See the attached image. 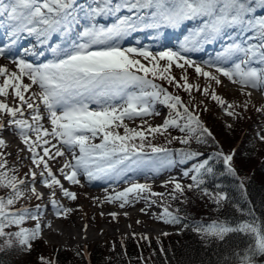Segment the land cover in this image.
<instances>
[{"label": "snow or ice", "instance_id": "6c2138e0", "mask_svg": "<svg viewBox=\"0 0 264 264\" xmlns=\"http://www.w3.org/2000/svg\"><path fill=\"white\" fill-rule=\"evenodd\" d=\"M182 27L186 32L175 49L154 52L149 44L140 46L139 40L135 45L123 44L145 30H151L149 39L159 44L164 29ZM0 28L4 30L0 57L8 58L16 69L0 66V149L7 147L2 133L9 130L25 146L19 151H26L31 161L20 178L17 169L9 167L10 153L0 151V189H7L0 195V253L13 249L30 252L33 242L42 238L46 205L16 207L24 199H45L37 183L49 190L48 204L59 218L72 209L59 203L57 190L70 201L77 199L61 177L72 185H79L83 177L88 182H109L110 187L121 180L128 185L111 194L105 189L102 203H118L123 209L143 201L141 212L158 205L157 220L182 225L178 231L191 229L206 246L223 245L217 264H264L259 260L264 257V219L251 206L245 209L233 203L217 182L230 176L239 179L238 188L244 189L233 166L235 150L205 154L190 147L192 141L206 144L209 138L215 142V137L202 122L195 103L185 104L180 95L156 82L166 81L190 96L195 90L219 105L227 116L241 118L236 109L247 110L254 92L264 97V0H0ZM26 38L34 43L19 47ZM217 41L223 43L214 56L197 61L188 55ZM46 54L51 58L41 62ZM174 66L182 70L179 80L172 75ZM189 68L205 80L202 89L199 83L189 82ZM221 77L240 86L241 94L248 97L242 105L228 103L217 94L212 84L221 85ZM157 105L167 108L168 115L153 126L145 118L160 115ZM255 111L264 114V104ZM138 118L140 125L125 123ZM45 119L50 129L42 122ZM170 129L181 135L172 136ZM157 135L166 136L167 144L176 140L188 147L154 144L149 137ZM257 136L264 141V135L258 132ZM58 158H64L57 169L59 176L52 166ZM217 163L223 171H217ZM186 164L179 178L170 176L162 181V192L136 179L138 174L146 180L155 179L163 171ZM184 177L189 182L182 183ZM194 199H206L216 212L231 203L246 218L218 215L205 221L181 214L179 205ZM168 201L178 202V206L172 208ZM109 215L116 219L118 214ZM26 220L35 221L34 227H24ZM45 226L51 227V223ZM233 235L244 240L243 246L228 244L227 238ZM141 239L149 237L144 234ZM38 260L40 264H57L54 258L40 256Z\"/></svg>", "mask_w": 264, "mask_h": 264}, {"label": "rangeland", "instance_id": "374dc122", "mask_svg": "<svg viewBox=\"0 0 264 264\" xmlns=\"http://www.w3.org/2000/svg\"><path fill=\"white\" fill-rule=\"evenodd\" d=\"M0 66H7L10 71L16 70L13 63L2 60L1 58ZM172 73L176 74L178 78H180V76L182 75V70L174 66L172 69ZM187 75L189 81L191 82H196L198 80L201 82L202 86H204L206 83L202 77H197L193 68L187 69ZM221 80V85L217 86L213 83L212 87L216 89L217 94L220 93L221 95L226 97L228 103L235 102L237 105H242L244 101L248 99L246 95L241 94L239 85L232 84L227 80V78L224 77H221ZM0 82H2V80H0ZM24 82L27 83V79ZM194 99V101H196V104L198 105H200V101L203 100V104L201 105H203L205 119L207 116L214 118L217 126H215V124L210 121L208 122L207 119L206 121L208 122L207 124L212 129L213 133H215L217 144H219L220 150H222L225 154L229 151L230 146H239L240 138L243 137L242 130L248 132L252 129H256V126H254L253 123L246 121V119L243 117V114L250 113L253 117H256L257 112L255 111V108L259 107L261 104H264V99L259 95V93L253 94L252 105H250L247 110H244L242 107H238L236 111L239 110L238 112L242 113V117L233 119L232 117L227 116L222 108L216 103L212 102L210 98L203 97L202 95H196ZM9 103H13L11 98L9 99ZM205 108L207 109L206 111L204 110ZM41 112L43 113L42 107ZM164 114L168 115V110L164 109ZM261 118L262 122L260 124L264 127V114H262ZM145 119L148 120L149 124L155 126L161 124L164 117H150ZM42 122L46 127L50 129L51 126L46 119ZM125 123H128L130 127H133L140 125L141 120L138 118L134 122L125 121ZM229 124L232 125L231 128L227 127V125ZM220 126L223 128V135H219V133L217 132V128H219ZM118 131L121 132L122 128L118 129ZM262 135H264V130L262 132ZM2 136L6 141L7 147L4 149H0V151L10 153V155L7 157L9 167H15L17 169L15 174L18 177L23 178L24 174L28 172V169L31 166V161L27 158V152L19 151L20 149H24L23 144L20 142L19 138L9 130H5L2 133ZM149 139H151L152 143L154 144L163 145L161 143H156L160 142L163 139V136L157 135L155 139H153L152 137H150ZM252 139L254 141L253 137ZM98 141L99 140L97 139L95 142ZM254 142L258 148L264 150V141H261L259 138H257V140H255ZM18 152L20 155L19 161H17ZM238 161L239 159H236V161L234 160L235 164H237ZM57 164H62V159H59ZM185 166L188 167V165L186 164L184 166H174L173 169L179 170ZM240 166H242L241 161ZM185 179L187 178L184 177L182 181H185ZM153 181L154 179L146 180L145 176L140 180L141 183H153ZM61 182L64 184L65 188H68L69 190L77 194V199L75 201H70L68 199L67 201L65 199L63 200V204H69L72 212L67 214L66 217L62 215L61 217L57 218L55 226H53V229H51L53 231L52 233H49L50 229L42 228L45 223V218H42V238L34 241L32 246L33 251L41 252L42 255H40L38 252L39 257L51 256L52 253H55L57 264H60L63 262L64 256L73 254L71 252L81 247H87V250L89 252V250L94 246L99 247L104 243L106 244L110 242L116 237L119 238L128 234H135L139 236L146 234L147 236L159 237L162 235V233H170L174 231V225L165 224L162 221L156 219V216L154 214L159 212V208L154 205L147 208L145 212L140 211L141 207L145 208L143 206L131 209H121L118 205H115L113 203H102L106 195L105 191L90 188L82 183H80L79 185H72L64 181L62 177ZM118 186L121 188L123 185L118 184ZM36 188L38 191L44 194L45 199L43 200V203L46 202V198L50 195V193H48L47 189H45L40 183L36 184ZM6 192L7 189H0V193L5 195ZM110 192L113 191H109L108 193ZM59 196L60 193H57L56 198L58 199ZM35 200V198L31 200L24 199L18 201L16 206ZM111 212H116L118 214L116 219H112V217L109 215V213ZM125 212L128 213L127 216L124 215ZM137 221H140V223H137ZM34 224L28 222L26 227H34ZM85 225H87V228H85ZM82 228L84 231L82 230ZM37 245L41 247L40 250L38 249ZM9 253L12 260L16 264H40L38 256H35V258H31V254H29V252L25 253L20 252L18 249H14V251L11 250L9 251ZM70 257L71 256H67L68 259H70ZM75 262V259L67 260L65 264H74Z\"/></svg>", "mask_w": 264, "mask_h": 264}, {"label": "trees", "instance_id": "16d2710c", "mask_svg": "<svg viewBox=\"0 0 264 264\" xmlns=\"http://www.w3.org/2000/svg\"><path fill=\"white\" fill-rule=\"evenodd\" d=\"M172 75L175 76L177 80H179L176 74L172 73ZM162 83L168 86L169 89H171L174 93L180 95L185 104H188L189 106H191L193 103L196 104V101H194L195 99H193V97H196V95L200 94L195 90H193V93L190 96L182 89H177L174 86L169 85L166 81H162ZM196 83L200 84L201 89L203 88L201 82ZM196 105L197 108L195 110L199 113L202 122L207 124L210 121L214 123L215 126H217L213 117L207 116L206 119L208 122L204 118L203 105ZM243 117L247 122L253 123L254 126H256V129H252L248 132L242 130V135L244 138H240L239 146H230V148L234 147L235 156L233 159V164L237 171L238 177L243 180L244 189L241 190L238 188V185L241 182L239 179L230 176L220 177L219 181L217 182L224 186V190L227 191L229 196L232 198L233 203H239L241 207L245 209L251 206L254 209L256 215L261 219H264V159L262 158L264 155V150L258 148L252 139V137H256L258 132L261 134L264 130V127L260 124L262 122V114L257 113V116L253 117L252 114L246 113L243 114ZM169 131L172 136L181 135V133L179 134L178 131L177 133L172 130ZM211 132L213 133L212 129ZM217 132L219 135H223V128L220 126L217 128ZM213 136L215 137V133H213ZM156 143L167 144L166 136H163V139ZM171 144L178 145L179 141L173 140ZM191 145L197 150L201 149V147H204L211 153L220 151L216 137L215 142L209 138L206 144H196L195 141H192ZM236 159H239L237 164L234 162ZM240 161L242 166H240ZM216 169L218 172L223 171L222 164L218 163L216 165ZM208 187L211 188L212 184L210 183ZM157 191L162 192L165 190L158 189ZM243 194H246V196ZM191 195L192 193H189V196ZM168 203L172 205V208H176L178 206V202L168 201ZM179 207L182 209L181 214L188 213L190 214V218L195 217L198 220L204 218L205 221H207L208 219L215 218L218 215L220 217L227 215L234 219L246 218L236 212L231 203L225 205V208L221 209L220 212L213 211L215 205L209 203L206 199H194L192 203L187 205H179ZM28 222L29 220H26L23 226L26 227ZM227 239L228 244L232 246H235L237 243H239L241 246L244 244V240L239 236L233 235L229 236ZM37 247L39 250L41 249L39 245H37ZM223 250V245L218 246L215 243L206 246L196 233L192 232L191 229H185L183 231L175 232L171 235H165L158 238L149 237L148 240L141 239V236H126L122 239H114L110 243L103 244L99 247L94 246L90 252L93 264H128V262L129 264H217L218 253ZM38 252L40 255H42L40 251ZM38 252L31 249L29 254H31V258H35V256L39 257ZM71 253L73 254L64 256L63 262L60 264H65L67 260L73 259L76 260V264H86L79 249H75ZM77 253L80 254L77 255ZM67 256H71L70 259H68ZM44 257L49 258L50 256ZM141 257L143 258L142 260L140 259ZM263 258L264 257H261L259 260H262ZM0 264L16 263L12 260L8 251L6 253H0Z\"/></svg>", "mask_w": 264, "mask_h": 264}, {"label": "bare ground", "instance_id": "6f19581e", "mask_svg": "<svg viewBox=\"0 0 264 264\" xmlns=\"http://www.w3.org/2000/svg\"><path fill=\"white\" fill-rule=\"evenodd\" d=\"M82 230H83V228H82ZM83 231H84V230H83ZM52 232H53V231L50 229V230H49V233H52Z\"/></svg>", "mask_w": 264, "mask_h": 264}]
</instances>
